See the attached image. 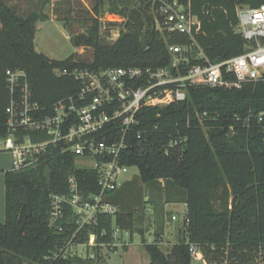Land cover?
Wrapping results in <instances>:
<instances>
[{
  "label": "trees",
  "instance_id": "16d2710c",
  "mask_svg": "<svg viewBox=\"0 0 264 264\" xmlns=\"http://www.w3.org/2000/svg\"><path fill=\"white\" fill-rule=\"evenodd\" d=\"M177 1L190 4L201 21L196 38L213 61L246 49V41L237 32L238 7L264 5V0ZM49 2L56 13H63L60 20L73 46L89 48L90 56L73 52L58 60L36 50L37 23ZM71 2L0 0V135L7 133L9 70H25L33 100L49 107L77 92L80 85L71 76L58 75V68L164 67L172 59L168 45L188 41L187 35L164 28L161 0H92L88 16L75 19L82 32L70 30ZM107 12L123 18L108 22L117 26L119 35L114 40L105 35L112 27L102 30ZM181 139L185 140L180 145L170 146ZM127 141L123 163L138 168L139 175L106 193L105 201L118 211L98 214L76 234L75 241L86 242L94 233L98 243L106 244L119 228L130 232L131 242L135 234L141 236L150 256L148 264H192L190 244L199 246L208 264H260L264 260V81L231 89L190 86L183 101L143 108ZM76 159L70 152L50 148L37 165L5 171L0 264H6L8 256L20 264H100V246L94 248L93 258L65 255L61 250L77 229L71 206L66 205L64 215L50 224L51 198L68 194L71 177L86 197L100 191L97 171L79 167ZM168 203H184L187 217L179 241L165 247ZM150 232L154 241L147 237Z\"/></svg>",
  "mask_w": 264,
  "mask_h": 264
},
{
  "label": "built area",
  "instance_id": "2783aa9c",
  "mask_svg": "<svg viewBox=\"0 0 264 264\" xmlns=\"http://www.w3.org/2000/svg\"><path fill=\"white\" fill-rule=\"evenodd\" d=\"M159 12L165 29L188 37L186 43L168 45L172 59L167 66L58 68L55 70L58 75L71 76L80 85L77 92L49 107H42L33 100L25 70L7 73L11 99L6 107L7 133L0 135V152L11 155L10 170L33 167L54 148L92 159V168L98 173L99 193L86 197L75 177H71L68 194H55L51 198V225L64 215L66 205L72 207L76 217L77 229L61 249L65 255L93 258L96 256L94 248L103 245L96 241L94 233L89 234L86 242L75 241V236L92 224L98 214L118 211V207L104 197L122 185V175L130 168L123 163V153L128 147V133L143 108L183 101L190 86L231 89L241 88L248 82L264 81V5L238 7L237 32L246 41V49L241 54L215 61L208 57L196 38L201 32V21L192 13L190 4L161 0ZM184 140H173L170 146L180 145ZM59 230L63 231V227ZM130 242V232L116 228L113 240L105 245L116 250ZM80 247L85 254L78 252ZM189 250L194 259L204 260L198 245L190 244Z\"/></svg>",
  "mask_w": 264,
  "mask_h": 264
},
{
  "label": "rangeland",
  "instance_id": "374dc122",
  "mask_svg": "<svg viewBox=\"0 0 264 264\" xmlns=\"http://www.w3.org/2000/svg\"><path fill=\"white\" fill-rule=\"evenodd\" d=\"M53 1V0H52ZM57 1V0H55ZM53 1V2H55ZM74 9L71 17L73 23L70 30L73 32H82L84 28L80 25L79 21L75 20L79 17L88 16V11L91 10L92 0H71ZM52 2L45 5L43 9L44 18L37 23V32L35 39V48L37 51L45 54L52 59L62 60L67 58L71 53L78 52L81 56H90L91 50L86 47L75 48L71 42V36L64 25V21L60 20L62 12L56 13L54 6H51ZM65 6V5H64ZM64 8V7H62ZM123 18L113 13H105L102 17V30L109 29L111 31L107 35V40H114L118 37L119 32L115 28L117 26H109L108 22H120ZM115 28V29H114ZM76 164L79 167H92V159H84L83 157H77ZM12 165L11 155L6 152H0V174H3L2 169L10 168ZM139 175V170L136 167H130L126 173L122 175V184L131 181L135 176ZM147 192H145L146 207H151V202L147 199ZM166 209L169 212L168 222L166 224V231L162 237L163 246H170L177 243L183 233L184 220L187 217V207L184 203H168ZM149 214V212H146ZM175 215L176 219H172L171 216ZM148 239L154 241L155 236L153 232L148 234ZM126 240V239H125ZM128 240V239H127ZM128 248L118 246L116 250H111L108 245L103 244L98 247V260L100 264H148L150 256L146 248L142 245L141 236L135 234L134 240L130 242ZM78 252L85 254L83 248ZM203 253V252H202ZM204 257V255H203ZM205 260V257H204ZM192 260V264H208L207 260ZM148 261V262H147ZM260 264H264V260Z\"/></svg>",
  "mask_w": 264,
  "mask_h": 264
},
{
  "label": "crops",
  "instance_id": "0c3cea01",
  "mask_svg": "<svg viewBox=\"0 0 264 264\" xmlns=\"http://www.w3.org/2000/svg\"><path fill=\"white\" fill-rule=\"evenodd\" d=\"M10 169L11 167L7 169H2L1 171H3V174H0V221L1 222H4L6 217L5 216V171Z\"/></svg>",
  "mask_w": 264,
  "mask_h": 264
},
{
  "label": "water",
  "instance_id": "95a60500",
  "mask_svg": "<svg viewBox=\"0 0 264 264\" xmlns=\"http://www.w3.org/2000/svg\"><path fill=\"white\" fill-rule=\"evenodd\" d=\"M187 149V146H184V151H186ZM6 264H20L19 262H16L13 257L11 256H8L7 257V261H6Z\"/></svg>",
  "mask_w": 264,
  "mask_h": 264
}]
</instances>
